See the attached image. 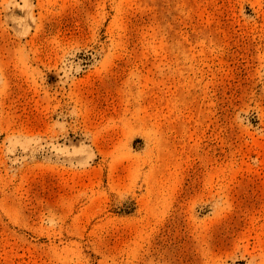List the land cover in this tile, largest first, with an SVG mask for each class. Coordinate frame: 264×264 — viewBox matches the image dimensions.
<instances>
[{
    "label": "rangeland",
    "instance_id": "obj_1",
    "mask_svg": "<svg viewBox=\"0 0 264 264\" xmlns=\"http://www.w3.org/2000/svg\"><path fill=\"white\" fill-rule=\"evenodd\" d=\"M0 264H264V0H0Z\"/></svg>",
    "mask_w": 264,
    "mask_h": 264
}]
</instances>
